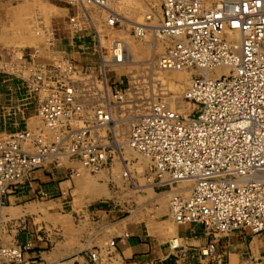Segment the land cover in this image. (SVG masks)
<instances>
[{
	"label": "built area",
	"instance_id": "2783aa9c",
	"mask_svg": "<svg viewBox=\"0 0 264 264\" xmlns=\"http://www.w3.org/2000/svg\"><path fill=\"white\" fill-rule=\"evenodd\" d=\"M86 1L107 8L108 22L118 24L120 17L106 0ZM159 9L155 28L167 45L155 64L191 71L183 99L192 110L184 114L152 98L144 114L130 119L125 143L149 160L146 181L169 190L175 222L198 223L211 237L202 252L211 255L217 234L264 231V0H161ZM68 25L84 29L73 14ZM146 30L145 24L133 28L140 36ZM120 45L113 52L118 62L124 61L116 52ZM39 52L0 56L1 69L27 65L28 77L12 74L37 101L41 123L0 132V223L10 196L31 171L48 164L72 160L98 172L117 158L126 165L123 176H132L112 107L103 98L111 89L107 78L76 69L67 57L41 62ZM216 69L223 71L213 73ZM90 80L95 82L86 84ZM95 84L94 95L105 103L81 95ZM186 181L192 182L189 189L178 188ZM0 255L23 260L17 246L2 247ZM90 256L97 261L96 252Z\"/></svg>",
	"mask_w": 264,
	"mask_h": 264
},
{
	"label": "crops",
	"instance_id": "0c3cea01",
	"mask_svg": "<svg viewBox=\"0 0 264 264\" xmlns=\"http://www.w3.org/2000/svg\"><path fill=\"white\" fill-rule=\"evenodd\" d=\"M9 1L0 0V17ZM60 1L65 5L54 6L65 19L55 23L65 33L61 47L84 61L78 48L88 43V35L68 26L75 6ZM6 44L0 39V54L16 56L13 45ZM28 97L20 79L0 68V132L23 129L37 117V104ZM78 163L63 160L37 168L10 196L0 223V248L19 247L23 260L0 256V264H264V231L217 234L214 253L204 255L211 237L198 223L175 222L169 190L151 182L128 188L87 184L74 173ZM91 252L97 253L96 262Z\"/></svg>",
	"mask_w": 264,
	"mask_h": 264
},
{
	"label": "rangeland",
	"instance_id": "374dc122",
	"mask_svg": "<svg viewBox=\"0 0 264 264\" xmlns=\"http://www.w3.org/2000/svg\"><path fill=\"white\" fill-rule=\"evenodd\" d=\"M82 1L83 3H81V0H71L73 6H75L72 14L77 17L84 28L82 31L73 30L74 32H84L88 35V40L86 39L88 43H82L83 49L78 48L80 56H83L84 61L79 59L74 60L69 54L66 55L67 51L61 47L60 35H64L65 33L57 31L55 23L62 22L65 19H59L58 16L62 14L54 6V4L57 6L65 5V2L60 0L9 1L5 6L6 15L4 14V16L0 17V39L5 40L7 44L11 43L13 45L14 48L10 49V51L15 53L16 56H19L22 50L30 51V49L39 48L40 57L38 59L41 62L67 57L74 61L76 69L82 67L88 68L94 71L100 80L104 76L107 78L111 89L109 88V95L106 93L103 98L112 107L116 125L115 133L123 146L125 157L130 161L129 166L132 176H123V167L126 165L124 161L120 162L117 158L108 168H104L98 172H91L78 163L80 165L78 175L83 177L87 181V184L98 185L100 182L109 188L140 186L147 182L144 174L150 162L124 143L127 140L128 123L131 118L144 114L147 111L148 103L152 98L164 99L166 94H175L177 97L183 99V91L187 88L188 84L181 83V85L186 86H183V88L181 86L176 92L167 89L165 82L158 75V71L162 72V70H157L155 64L159 55L164 52L167 41L160 37L156 38L154 33L148 29L141 36L135 34L133 31L135 25L131 23V20L142 23L156 20V18L153 19V17H156L155 15L151 19H146L145 14L147 13H157L158 24L161 0H106V5L122 17V19L120 17L116 25H111L107 21L109 16L107 8H100L95 4L88 3L86 0ZM68 18L69 16H67L66 21H68ZM24 37L26 39H23ZM51 40H54L53 44H50ZM100 40L103 41L102 44L104 46ZM117 42L123 43L124 46L125 56L123 57V62H126L123 64L114 61H117V59L113 55L112 49H114ZM152 43L155 45L154 49L152 48ZM78 55L76 53V56ZM104 58L113 62H105L104 64ZM8 69L18 74L20 72L24 77H28L29 75L27 65L18 64L16 67L10 66ZM171 71L164 70L162 73L169 75ZM186 71L189 73L190 70H185V73H187ZM94 82L90 80L86 84ZM20 83H22V80H20ZM97 84L99 88H102L100 81H97ZM95 87L96 84L89 86L91 91L82 92L81 95L83 94V98L92 101V103H105L102 97L94 95L98 92ZM86 88H88V85ZM119 94L123 95L122 99L115 96ZM27 101L36 102L38 105L34 97L27 98ZM186 103L184 102L183 104L190 106L188 103L186 105ZM30 125L33 128H40L41 123L39 118H32ZM83 185L86 184L83 183ZM191 185L192 182L190 181L180 182L178 188L189 189Z\"/></svg>",
	"mask_w": 264,
	"mask_h": 264
},
{
	"label": "bare ground",
	"instance_id": "6f19581e",
	"mask_svg": "<svg viewBox=\"0 0 264 264\" xmlns=\"http://www.w3.org/2000/svg\"><path fill=\"white\" fill-rule=\"evenodd\" d=\"M108 7V6H107ZM101 8V7H100ZM111 10V9H110ZM117 15V14H116ZM153 15H155L156 17H153V19H155L156 18V20H153V21H151V22H149V23H142V22H140V21H132L131 20V23L133 24V25H135L138 29H140V27H141V25H143V24H145V26H146V28L149 30V31H152L153 33H154V35L156 36V38L157 37H159V35L157 34V32H156V26L158 25L157 24V13H154V12H152L151 14H145V18L146 19H151L152 18V16ZM118 17H121V16H119L118 15ZM121 19H122V17H121ZM159 19V18H158ZM108 21V20H107ZM128 21V20H127ZM159 21V20H158ZM131 23H129V24H131ZM110 24V23H109ZM108 26V25H107ZM30 34H32V33H30ZM25 36V35H24ZM26 37V36H25ZM23 38V39H26V38ZM28 37V36H27ZM32 37V36H31ZM26 41V40H25ZM24 41V42H25ZM101 41V44H102V40H100ZM14 43V42H13ZM29 43V42H28ZM120 43V42H119ZM27 44V43H26ZM121 44V43H120ZM9 45H11V43L9 44ZM18 45V44H17ZM103 45V44H102ZM23 46V45H22ZM104 46V45H103ZM121 46V48H120V51H121V53L119 52V51H116L118 54H119V56H121L120 58H122V57H124L125 55H124V46H123V43L120 45ZM116 47V46H115ZM114 47V48H115ZM152 48L154 49L155 48V45L152 43ZM115 51V49H112V53ZM122 53H123V55H122ZM114 54V53H113ZM121 54V55H120ZM115 56V55H114ZM127 56V55H126ZM116 57V56H115ZM114 60V59H113ZM103 61H104V64H105V62L107 63V62H113V61H110V60H108V59H106V58H104L103 59ZM115 62H117V63H120V62H118V61H116V60H114ZM126 62V61H125ZM125 62H121L122 64L123 63H125ZM153 63V62H152ZM162 70V72L164 71V69H160V68H158L157 67V70ZM185 70L186 69H172V71H171V73L169 74V75H164L162 72H159L158 71V75H159V77H161L162 79H163V81L165 82V85L167 86L166 88L167 89H171L172 91H174V92H176V90H178V89H180L181 88V86H182V88H183V86L184 85H181V83L182 84H189V82H190V78H191V71H189V73H188V71H186L187 73H185ZM223 70H221V69H216L215 71H213V73H221ZM155 73V72H154ZM157 75V74H156ZM150 80V79H149ZM179 82V83H178ZM157 84V83H156ZM185 85V86H186ZM184 86V87H185ZM155 89V88H154ZM184 90V89H183ZM185 91V90H184ZM183 91V92H184ZM166 94V93H165ZM153 96V95H152ZM164 101H165V103H167V105L170 107V108H173V109H175L176 111H178V112H181V113H184V114H188V113H190L191 112V110H192V108L190 107V106H185L183 103L185 102L184 101V99H181V97L179 98V97H177L175 94L174 95H169V94H166L165 95V97H164ZM186 105H187V103H186ZM125 143V142H124ZM127 146V145H126ZM142 157V156H141ZM143 157H145V156H143ZM145 159H146V157H145ZM149 167V166H148ZM79 173H77V175H78ZM181 186V185H180ZM5 209V208H4Z\"/></svg>",
	"mask_w": 264,
	"mask_h": 264
}]
</instances>
